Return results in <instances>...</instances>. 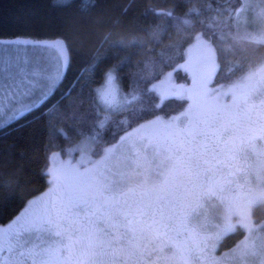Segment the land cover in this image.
<instances>
[{"label": "rangeland", "instance_id": "rangeland-1", "mask_svg": "<svg viewBox=\"0 0 264 264\" xmlns=\"http://www.w3.org/2000/svg\"><path fill=\"white\" fill-rule=\"evenodd\" d=\"M237 1L231 23H222L220 35L264 44V0ZM57 42L0 40V125L38 106L62 79L67 51L63 43L57 47ZM215 58L212 44L196 36L185 49L183 65L178 67L188 76V82L178 83L170 71L151 85L161 101L176 98L185 99L188 104L171 118H156L122 136H143L148 140L137 143L152 161L147 175L129 170L121 179L119 171L126 166V153L118 151L110 170L97 178L90 177L87 170L104 155L103 151L99 157L92 156L91 138L68 148L65 156L51 153L46 170L48 189L31 199L10 223L0 226V264H14L12 235L18 233L16 228L22 219L32 229L49 220L44 201L51 194L57 192L68 202L65 198L73 197L65 195L69 187L83 188L85 182L92 186L105 177L116 181L111 189L114 192L126 188L143 191L147 214L161 205L158 224L140 235L132 233L123 219L113 224L105 218L109 230L97 233L94 229L80 244L69 241L67 233L62 243L45 249L55 261L46 262L49 257L42 255L39 261H43L38 264H77L74 250L86 247L88 264H264V222L255 223L252 217L253 208L264 203V139L256 138L253 123L255 107L262 103L249 100L251 89H264V62L229 85L215 86L216 72L206 67H216ZM109 74L97 87V98L108 111H119L123 96L114 74L111 79ZM213 124L220 130L235 127L234 134L223 139L217 150L212 149V144H216L214 136L219 130ZM124 146L131 150L127 140ZM169 146L176 155L183 153L184 159L199 166L178 173L174 161H168ZM169 169H173L171 178L164 183L161 173ZM154 186L168 198L156 201L146 195ZM140 199L133 197L130 201L135 204ZM41 203L44 210L39 209ZM48 227L59 230L54 223ZM236 230L243 233L237 244L231 250L218 252L223 236Z\"/></svg>", "mask_w": 264, "mask_h": 264}, {"label": "trees", "instance_id": "trees-1", "mask_svg": "<svg viewBox=\"0 0 264 264\" xmlns=\"http://www.w3.org/2000/svg\"><path fill=\"white\" fill-rule=\"evenodd\" d=\"M237 4V0H95L94 4L0 0V40L59 41L67 51L63 77L47 96L52 97L50 103L41 106V101L0 125V226L48 189L51 153L65 156L68 148L91 138L92 156L99 157L132 129L181 113L187 100L161 101L151 85L170 71L178 83L188 82L178 67L196 36L214 47L215 86L229 85L261 65L264 44L219 33L222 23L230 25ZM108 73L114 74L123 96L119 111H108L97 98V87ZM252 217L255 223L264 222V203L253 208ZM242 234L236 230L223 236L218 252L231 250Z\"/></svg>", "mask_w": 264, "mask_h": 264}, {"label": "flooded vegetation", "instance_id": "flooded-vegetation-1", "mask_svg": "<svg viewBox=\"0 0 264 264\" xmlns=\"http://www.w3.org/2000/svg\"><path fill=\"white\" fill-rule=\"evenodd\" d=\"M206 67L215 70L214 64H207ZM263 87V86H259ZM246 92V91H245ZM251 95L249 97L250 101L255 103L261 102L262 105H256L254 110V118L253 123L256 124V132L258 136L257 139L261 138L264 139V89H258L255 87L249 91ZM248 95V93H247ZM260 100V101H259ZM238 127V126H237ZM213 128L218 129L217 136H214L215 140H217L216 144H212V149L217 150L218 147H221L223 139L230 137L234 134L235 127L226 128L224 130H220V127L217 124H213ZM240 128V127H238ZM245 129V128H240ZM247 130V128L245 129ZM244 130V131H245ZM251 131L247 132L246 134L250 133ZM147 139H143L146 141ZM148 141V140H147ZM153 141V140H151ZM175 154H178L175 152ZM185 159L188 161H185ZM184 159V164L178 166V173L181 172L182 169H190L194 167H198L199 164L194 163L191 159ZM202 160V158H200ZM168 161L172 162L171 159ZM78 176V175H77ZM83 188H78V190L83 192H90L91 186L84 183ZM132 188H126L124 191L120 193H128L129 194V203L133 204L130 201L131 198H140L143 197L144 193L140 190H135V194L130 192ZM65 195H69L68 189L65 191ZM68 200L65 201L63 197L59 196L57 192L51 194L48 200H45L44 203L46 204V208L49 210L50 216L49 220L43 222L39 228L32 229L27 221L22 219L23 223L19 224L16 228V232L13 236V248H11V257L14 264H38L43 261L46 252L45 249L49 245H59L64 241V237L66 238L65 234H70L69 241L72 243L80 244L81 241L86 242L85 237L91 235L94 229L98 232L104 231L106 232L109 230L107 226V221L105 218L98 219L97 216L89 217L87 214L92 211V209L86 206L83 202H81L76 197H67L65 198ZM42 203L40 204L41 208ZM45 208V209H46ZM161 205H156L152 208L150 213H148V217H152L155 220L161 214ZM44 210V209H43ZM33 216V215H32ZM54 223L59 226V230L54 231L53 229H48V224ZM105 228V229H104ZM29 236V238H28ZM64 236V237H63ZM25 246V248H24ZM9 248V247H8ZM10 249V248H9ZM86 248L83 250L73 252V256L77 258V264H88L87 258V251ZM168 249V248H167ZM43 255L41 261H39L40 257ZM49 257V259H47ZM90 257V256H89ZM46 262L55 261L53 259V255H47ZM53 259V260H51Z\"/></svg>", "mask_w": 264, "mask_h": 264}, {"label": "snow or ice", "instance_id": "snow-or-ice-1", "mask_svg": "<svg viewBox=\"0 0 264 264\" xmlns=\"http://www.w3.org/2000/svg\"><path fill=\"white\" fill-rule=\"evenodd\" d=\"M85 3L94 4L95 0H85ZM57 47H62V43L57 42ZM109 78H114L112 73L109 74ZM51 99L52 97L44 99L41 106L49 104ZM101 126H103V122H101ZM141 139H143V136L132 137L130 135L129 137H122L119 144L106 147L104 149V155L94 163L92 168L87 170V174L93 178L103 175L113 167V157L120 151L126 153V166L119 171L121 179L127 175L129 170H138L140 175H147L152 169V161L137 147L138 140ZM125 140H127V144L131 148L130 151L124 146ZM168 151V159L173 160L174 165L181 166L184 164L183 153L176 155L171 146L168 147ZM172 172L173 169H169L161 173L164 183L169 182ZM115 182L113 177H105L104 181L92 185L90 192H83L74 187H69L68 192L71 196L78 198L92 209L87 214L89 217L97 216V213H99L97 216L98 219L106 218L113 224L119 223V220L123 219L127 222L128 229L134 234L142 235L147 228L157 225L158 221L147 216L143 197L137 203L130 204L128 193L114 192L111 190ZM130 192L135 194V189H131ZM146 195L154 198L156 201L168 198L166 194L161 193L158 186H154Z\"/></svg>", "mask_w": 264, "mask_h": 264}]
</instances>
